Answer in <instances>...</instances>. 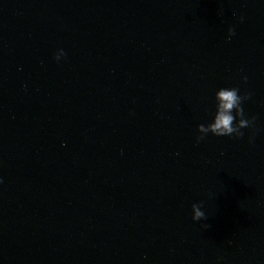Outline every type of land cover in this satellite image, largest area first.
I'll use <instances>...</instances> for the list:
<instances>
[{"label":"water","instance_id":"obj_1","mask_svg":"<svg viewBox=\"0 0 264 264\" xmlns=\"http://www.w3.org/2000/svg\"><path fill=\"white\" fill-rule=\"evenodd\" d=\"M0 264H264V0H0Z\"/></svg>","mask_w":264,"mask_h":264},{"label":"clouds","instance_id":"obj_2","mask_svg":"<svg viewBox=\"0 0 264 264\" xmlns=\"http://www.w3.org/2000/svg\"><path fill=\"white\" fill-rule=\"evenodd\" d=\"M240 22H243L241 17ZM235 35L233 28L228 30V38L231 39ZM66 56L63 49H58L53 56L56 63H60ZM244 84L247 83L248 77H241ZM252 93L245 91L241 94L240 87H221L216 90L214 95V110L211 113L210 119L206 123L198 125L196 131V143L203 142L209 135L217 138H235L241 139L244 136L245 129H254L256 118H249L243 105L251 98ZM253 137H249V142H252ZM202 204H193L192 220L200 222L204 220L205 213L202 210Z\"/></svg>","mask_w":264,"mask_h":264}]
</instances>
